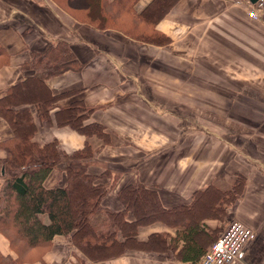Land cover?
I'll return each mask as SVG.
<instances>
[{
	"label": "crops",
	"instance_id": "1",
	"mask_svg": "<svg viewBox=\"0 0 264 264\" xmlns=\"http://www.w3.org/2000/svg\"><path fill=\"white\" fill-rule=\"evenodd\" d=\"M127 1L0 0V46L8 55L0 67V96L35 74L23 67L33 54L55 42L68 44L81 69L45 80L44 88L56 98L47 118L37 114L34 90L19 105L31 112L32 140L39 146L56 142L67 155L88 145L93 153L86 162L89 174L108 170L119 175L101 202L112 211L121 209L117 190L126 184L155 190L160 205L174 210L210 186L230 190L241 176V195L226 214L250 228L252 238L235 264H264V12L251 17L246 0H157L147 12L156 0H136L132 11L143 15L137 21L120 4ZM112 2L119 6L105 10L110 24L154 30L168 41L154 44L120 30L97 29L102 3ZM89 11L93 22L81 21ZM186 76L199 77L186 81ZM238 94L241 99L234 98ZM249 101L256 103L257 114L235 109ZM74 104L91 108L83 123L102 126L105 138L82 134L64 122ZM12 135L0 117V140ZM64 185V174L56 170L44 182L48 188ZM203 215L209 230L225 224L212 219V209ZM177 228L163 221L139 226L138 242L160 234L164 247L130 249L108 261L86 263L190 264L168 249ZM7 251L0 236V252ZM73 255L81 256L70 239L55 236L43 261L71 264Z\"/></svg>",
	"mask_w": 264,
	"mask_h": 264
},
{
	"label": "trees",
	"instance_id": "2",
	"mask_svg": "<svg viewBox=\"0 0 264 264\" xmlns=\"http://www.w3.org/2000/svg\"><path fill=\"white\" fill-rule=\"evenodd\" d=\"M135 1L120 4L140 21L143 15L132 11ZM158 1H154L147 12L152 11ZM164 2L160 6H164ZM101 6L104 9H101V22L97 29L120 30L136 40L154 44L168 41L154 30L144 32L139 28L113 26L105 10L119 4L102 3ZM160 6L158 8L163 12L164 7ZM90 15L91 11L80 20L93 22ZM7 61L8 55L0 46V67ZM23 67L34 70L35 74L11 86L0 96V117L13 132L9 139L0 140V151L3 152L0 158V234L8 240L15 254L11 256L0 252V264H45L43 257L51 249L55 236L69 238L74 249L80 253L81 256L73 255L71 264H87L86 260L108 261L130 249L159 250L164 247V235H152L146 242L136 240L139 226L157 221L178 227L174 236L169 238L168 245L176 259L197 264L224 232L219 224L209 230L203 213L212 209V219L226 223V207L240 197L244 179L238 176L226 192L211 186L196 192L192 203L174 210H166L160 205L155 190L135 182L117 190V199L122 206L120 210L103 207L102 199L115 187L119 175L108 170L98 175L89 174L86 162L93 158V153L88 145L67 155L60 151L56 142L43 146L36 144L32 140L35 125L31 112L19 106L26 96L35 91L39 97L35 104L37 114L46 119L56 98L44 88L45 80L66 71H79L81 65L68 44L59 41L46 52L33 54L30 62ZM90 111L87 106L74 104L66 109L64 122L82 134L105 138L102 126L84 125L83 120ZM54 170L64 174L65 185L45 187L46 178ZM129 215L132 220L128 219ZM179 243L181 246L178 248ZM155 245L159 248H154Z\"/></svg>",
	"mask_w": 264,
	"mask_h": 264
},
{
	"label": "built area",
	"instance_id": "3",
	"mask_svg": "<svg viewBox=\"0 0 264 264\" xmlns=\"http://www.w3.org/2000/svg\"><path fill=\"white\" fill-rule=\"evenodd\" d=\"M246 4L251 17H258L264 12V0H257L255 4H250L246 0ZM251 238V229L233 220L197 264H235Z\"/></svg>",
	"mask_w": 264,
	"mask_h": 264
},
{
	"label": "rangeland",
	"instance_id": "4",
	"mask_svg": "<svg viewBox=\"0 0 264 264\" xmlns=\"http://www.w3.org/2000/svg\"><path fill=\"white\" fill-rule=\"evenodd\" d=\"M198 77L199 76H186V81H193V80H197L198 81ZM200 78H201V80H209V79H206L204 76H200ZM221 94H223L225 97L226 96H228V97H230L231 95H229V93L228 92H220ZM216 98H220V97H216ZM234 98H236V99H241V95H234ZM242 99H243V97H242ZM250 103V105H248L247 107H241V105H239V106H237V108H236V106H235V109H237V111L238 112H241V110L243 109V110H248L249 112H251V113H253V114H257V108H256V103L254 102H252V101H249ZM234 108V107H233ZM219 109V108H218ZM225 109H227L228 110V108H225ZM222 110H224L223 108H222ZM225 114V113H224ZM226 114H228V111L226 112ZM0 158H2L3 157V152H1L0 151ZM111 179V178H110ZM231 221H233V220H230V219H227V221H226V223L225 224H223V227H222V231H224L225 230V228L227 227V225L231 222ZM0 236H1V238L4 240V242H5V244H6V247H7V253L9 254V255H11V256H14L15 254H14V252L10 249V246H9V242H8V240L4 237V236H2L1 234H0ZM157 246L155 245L154 246V248H156ZM157 248H159V247H157ZM160 249V248H159ZM154 253H157V254H159V253H161V252H154ZM37 263V262H36ZM33 264V263H32Z\"/></svg>",
	"mask_w": 264,
	"mask_h": 264
},
{
	"label": "water",
	"instance_id": "5",
	"mask_svg": "<svg viewBox=\"0 0 264 264\" xmlns=\"http://www.w3.org/2000/svg\"><path fill=\"white\" fill-rule=\"evenodd\" d=\"M250 4H255L257 0H248Z\"/></svg>",
	"mask_w": 264,
	"mask_h": 264
}]
</instances>
